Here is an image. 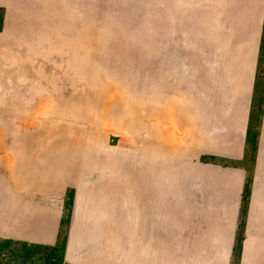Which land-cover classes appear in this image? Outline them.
Instances as JSON below:
<instances>
[{"label": "crops", "instance_id": "crops-1", "mask_svg": "<svg viewBox=\"0 0 264 264\" xmlns=\"http://www.w3.org/2000/svg\"><path fill=\"white\" fill-rule=\"evenodd\" d=\"M24 1L0 0L9 32L0 35V91L11 106L13 91L30 79L21 59L34 56L29 52L36 43L55 40L22 35ZM152 2L151 23L164 24V35H149V56L162 57L167 74L245 73L249 109L264 38V0ZM10 115L0 113V239L62 248L64 264H264V122L240 228L245 112L240 119L229 115L224 129H210L213 136H198L188 146L167 130L155 131L154 139L151 129L147 166L136 163L148 178L134 180L135 197L115 195L117 185L109 184L102 168L92 180L89 162L78 172L82 149L62 141L61 131L14 129Z\"/></svg>", "mask_w": 264, "mask_h": 264}, {"label": "rangeland", "instance_id": "rangeland-1", "mask_svg": "<svg viewBox=\"0 0 264 264\" xmlns=\"http://www.w3.org/2000/svg\"><path fill=\"white\" fill-rule=\"evenodd\" d=\"M24 2L27 26L22 35H55V40L36 43L29 52L34 56L21 59L28 64L30 79L13 91L16 104L5 105L0 91V113H11L13 118L9 126L61 131L62 141L82 149L78 172L89 162L92 180L99 178L102 168L109 184L117 185L112 187L115 195L135 197L134 180L148 178L147 169L136 168V163L147 166L151 129L154 139L155 131L167 130L170 136L177 133V144L188 146L198 136H213L210 129H224L229 115L240 119L245 112L249 119L242 228L264 122V38L248 109L245 73L167 74L164 59L149 56V35H164V24L151 23L152 0ZM5 13L0 5V35H9ZM0 128H5L2 121ZM69 212L62 221L60 246L68 231ZM63 251L0 239V264H64Z\"/></svg>", "mask_w": 264, "mask_h": 264}]
</instances>
